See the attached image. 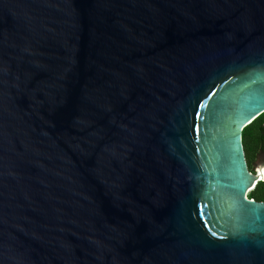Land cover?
I'll return each mask as SVG.
<instances>
[{
  "label": "water",
  "instance_id": "obj_1",
  "mask_svg": "<svg viewBox=\"0 0 264 264\" xmlns=\"http://www.w3.org/2000/svg\"><path fill=\"white\" fill-rule=\"evenodd\" d=\"M263 116L264 0H0V264H264Z\"/></svg>",
  "mask_w": 264,
  "mask_h": 264
},
{
  "label": "trees",
  "instance_id": "obj_2",
  "mask_svg": "<svg viewBox=\"0 0 264 264\" xmlns=\"http://www.w3.org/2000/svg\"><path fill=\"white\" fill-rule=\"evenodd\" d=\"M243 145L246 153L247 163L250 171L264 148V116L253 121L245 128L243 134ZM251 199L264 202V182H260L249 194Z\"/></svg>",
  "mask_w": 264,
  "mask_h": 264
},
{
  "label": "rangeland",
  "instance_id": "obj_3",
  "mask_svg": "<svg viewBox=\"0 0 264 264\" xmlns=\"http://www.w3.org/2000/svg\"><path fill=\"white\" fill-rule=\"evenodd\" d=\"M264 158V150L260 152L258 158L256 159L254 165L258 168V171L263 168V164L261 163L262 159ZM262 165V166H261ZM262 170V169H261Z\"/></svg>",
  "mask_w": 264,
  "mask_h": 264
},
{
  "label": "flooded vegetation",
  "instance_id": "obj_4",
  "mask_svg": "<svg viewBox=\"0 0 264 264\" xmlns=\"http://www.w3.org/2000/svg\"><path fill=\"white\" fill-rule=\"evenodd\" d=\"M264 150V148L261 150V151H263ZM260 154V153H259ZM252 170H253V173L255 174V175H258L257 173H260V172H263L264 171V168L261 170H259L258 171V168L255 166V165H253V167H252ZM264 182V181H263Z\"/></svg>",
  "mask_w": 264,
  "mask_h": 264
},
{
  "label": "bare ground",
  "instance_id": "obj_5",
  "mask_svg": "<svg viewBox=\"0 0 264 264\" xmlns=\"http://www.w3.org/2000/svg\"><path fill=\"white\" fill-rule=\"evenodd\" d=\"M263 168H264V165H263ZM261 168V169H263ZM259 175V178H261L262 180H264V171L263 172H260V173H257Z\"/></svg>",
  "mask_w": 264,
  "mask_h": 264
},
{
  "label": "snow or ice",
  "instance_id": "obj_6",
  "mask_svg": "<svg viewBox=\"0 0 264 264\" xmlns=\"http://www.w3.org/2000/svg\"><path fill=\"white\" fill-rule=\"evenodd\" d=\"M251 117L249 116V117H247L246 119H250ZM245 190H246V188H245Z\"/></svg>",
  "mask_w": 264,
  "mask_h": 264
}]
</instances>
